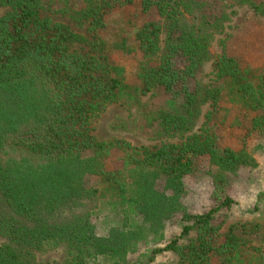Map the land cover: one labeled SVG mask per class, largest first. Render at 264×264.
Returning a JSON list of instances; mask_svg holds the SVG:
<instances>
[{
  "label": "trees",
  "instance_id": "16d2710c",
  "mask_svg": "<svg viewBox=\"0 0 264 264\" xmlns=\"http://www.w3.org/2000/svg\"><path fill=\"white\" fill-rule=\"evenodd\" d=\"M45 1L0 0V12L6 10L0 15V264H40L48 252L61 253L63 264H149L164 253L174 254L177 264H251L233 228L222 233L215 219L235 205L227 194L230 174L256 160L221 149L202 120L229 91L256 115L252 130L264 131V77L213 53L225 47L222 37L238 9L264 14L260 6L254 0H141L143 11H156L160 20L146 22L137 46L128 47L110 46L99 34L115 0H84L83 10L68 12L79 28L87 26L86 34L41 17ZM112 49L142 55L137 85L126 83ZM160 90L169 99L155 118L139 107L157 147L95 135L110 106H141L142 97ZM116 128L126 129L123 122ZM114 155L121 165L109 168ZM200 157L215 168L216 206L196 214L183 199L185 178ZM91 179L109 193L107 201ZM177 215L181 234L157 247ZM101 217L108 222L105 235L95 223ZM142 245L147 250L136 260Z\"/></svg>",
  "mask_w": 264,
  "mask_h": 264
},
{
  "label": "rangeland",
  "instance_id": "374dc122",
  "mask_svg": "<svg viewBox=\"0 0 264 264\" xmlns=\"http://www.w3.org/2000/svg\"><path fill=\"white\" fill-rule=\"evenodd\" d=\"M264 12V0H254ZM110 12L105 17L106 26L99 33L108 45L125 43L128 47L137 46L136 34L138 30L149 21L160 20L156 11L145 13L141 0H134L128 4L126 0H115ZM86 7L84 0H46L41 17L52 18L55 22L65 23L73 30L86 34L87 26L81 29L70 19L69 11H80ZM6 13L2 10L0 15ZM89 36V35H88ZM225 47L214 48L215 59L223 54L234 57L244 71H251L257 77H264V14L256 13L249 7L239 8L238 14L233 18L229 29L222 37ZM85 48V46H77ZM114 50V49H112ZM113 58L126 69V83L135 86L138 83L137 74L143 57L140 53L127 51L113 52ZM179 64V63H178ZM215 64L207 68L208 73H213ZM214 79L213 76L207 81ZM169 99V95L162 90L151 99L142 97L141 106L129 105L124 101L113 104L96 121L95 135L103 142H126L132 147L155 148L159 145L154 141L152 129L147 122L141 119L139 107H145V115L155 118L156 111ZM209 118L202 121L203 127L217 139L221 149L230 148L235 151H245L256 160L255 166L241 167L231 175V183L227 194L235 201L230 210H223L216 215L215 225L221 228L222 233H227L233 228L235 235L242 241V255L246 262L251 264L264 263V131H253L251 121L256 116L246 109L239 99L224 91L223 99L215 108L207 107L205 114ZM126 129H118L120 123ZM119 156L114 155L109 168L119 167ZM195 173L185 178L187 194L183 203L189 211L203 214L216 206L214 198V183L212 175L215 168L210 164L208 157H200L195 162ZM89 185L98 188L107 201L109 193L98 179H91ZM100 194V193H99ZM108 213V212H107ZM104 217V216H103ZM101 217L95 223L100 235L107 231V221ZM182 232L181 216H175L166 225V240L157 247H165L174 236ZM182 241L181 243H185ZM154 246V245H153ZM147 246L142 245L140 254L145 253ZM40 264H63V255L59 252H48L39 256ZM178 258L172 253L158 255L155 262L149 264H177ZM247 264V263H246Z\"/></svg>",
  "mask_w": 264,
  "mask_h": 264
}]
</instances>
